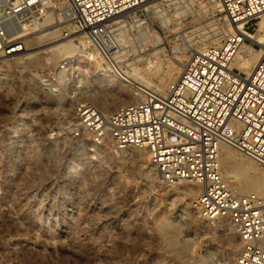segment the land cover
<instances>
[{"label":"rangeland","instance_id":"374dc122","mask_svg":"<svg viewBox=\"0 0 264 264\" xmlns=\"http://www.w3.org/2000/svg\"><path fill=\"white\" fill-rule=\"evenodd\" d=\"M214 2L153 0L133 11V37L127 29L123 43L133 53V68L150 79L149 86L160 90L159 81L169 71L179 69L174 72L177 78L194 50L218 41L212 34L220 31L225 15ZM140 27H146L151 37L140 38L136 34ZM56 38L55 33L51 40ZM39 40L38 49L53 44ZM0 60V264H232L237 260L236 231L229 244L225 225L207 222L191 208L196 196L180 193L179 185L162 183L156 171L146 175L145 149L128 147L113 153L99 148L103 157L99 160L86 141L51 137L62 123L57 103L64 97L57 98L65 96V90L79 87L78 97L88 99L92 92L105 90L97 79L98 64L80 57L70 76L49 87L40 77L59 61L22 69L17 63L21 60ZM133 79L143 83L136 75ZM53 87L60 90L54 92ZM229 148L249 168V177L264 178V168ZM136 153H141L138 159ZM140 165L141 173L131 174L130 169ZM227 178L239 192H252L241 191L239 179ZM168 235L185 240L187 250L177 253L168 248Z\"/></svg>","mask_w":264,"mask_h":264},{"label":"built area","instance_id":"2783aa9c","mask_svg":"<svg viewBox=\"0 0 264 264\" xmlns=\"http://www.w3.org/2000/svg\"><path fill=\"white\" fill-rule=\"evenodd\" d=\"M148 1L0 0V57L21 56L28 27L53 13L55 33L79 52L59 61L41 81L58 86L78 66V57L90 60L84 53H95L100 65L134 89L138 99L104 113L74 93L79 87L65 90L72 114L60 117L51 137L86 141L90 151L146 149L162 183L189 181L200 188L191 208L202 219L229 220L239 237V264H264V193L239 192L220 165L221 146L228 145L264 168V50L249 74L231 64L264 15V0H217L225 15L221 36L194 50L165 91L133 83V53L120 39L129 33L133 37V11ZM147 31L140 27L136 34L144 38ZM61 106L57 103L58 113Z\"/></svg>","mask_w":264,"mask_h":264},{"label":"bare ground","instance_id":"6f19581e","mask_svg":"<svg viewBox=\"0 0 264 264\" xmlns=\"http://www.w3.org/2000/svg\"><path fill=\"white\" fill-rule=\"evenodd\" d=\"M153 0H150L148 2H151ZM214 1V0H212ZM147 2V3H148ZM216 6L219 7L218 1L215 0ZM146 4V3H145ZM161 4V3H160ZM144 5V4H143ZM222 10V9H220ZM54 21V14L51 12H48L44 14L39 21L36 23L35 26L28 27V35L29 37L27 40V50L21 55L17 56L16 60H21L17 62L20 64L22 69L29 68V67H45L48 64H55L58 62L61 58H65L71 53H74L75 51H78V48L76 44H74L71 41H68L66 39H61L59 42H56L58 39H53L55 37V32L58 31V28H53V25H51ZM223 31L220 29V31L213 32L212 36H217L216 39H218L221 36V33ZM57 34V33H56ZM150 32H145L144 38H149L151 36ZM47 41L46 43H53L50 44L49 47L46 45V48L38 49L42 45H36L38 40ZM60 39V38H59ZM125 39V38H120ZM39 40V41H40ZM43 44V43H41ZM36 49V50H34ZM34 50V51H33ZM264 50V15L261 16V18L257 21V27L255 29V33H251L250 36L247 37V40L241 45L238 53L234 57L232 61V66L239 69L244 74H249L251 69L253 68L255 62L259 58L260 54ZM85 56L93 62L98 64L99 66L96 68V70L99 72L97 79L102 84V86L105 87V90L102 92H92L91 93V101L100 108V110L104 113H109L113 108H115L116 104H127L137 101L138 96L135 93L134 89L132 90L129 85L123 83L122 81L112 77L111 74H109L101 65L100 61L95 53H84ZM79 59V57H78ZM77 59L76 63L79 66V60ZM4 60V59H3ZM3 60H0L2 62ZM150 63V61H148ZM147 62V64H148ZM157 63V62H156ZM161 65V64H160ZM167 65V64H165ZM139 66V65H138ZM148 66V65H147ZM77 67V66H76ZM148 67H153L154 69H157L158 67L153 64H149ZM157 67V68H156ZM145 68V67H144ZM161 68V67H159ZM158 68V69H159ZM134 69V68H133ZM141 69V68H140ZM163 69V68H162ZM175 69V68H174ZM153 70L150 71V73ZM157 71V70H155ZM160 71V70H159ZM145 72V70H144ZM143 72V73H144ZM174 72H179V69H175L174 71H169L165 77H162L159 81V87L162 91L164 88L169 86V82H172L174 79ZM133 75L138 76L144 84L149 85L151 82L147 79L144 75H140L136 69L133 70ZM155 73V72H154ZM140 76H139V75ZM147 74V73H146ZM158 74V72H157ZM151 75V74H150ZM122 82L124 85L116 83L115 80ZM80 80V79H79ZM133 79V83H134ZM126 85V86H125ZM156 86V85H155ZM157 87V86H156ZM80 90V89H79ZM83 90V93H88L89 91L85 88H81ZM74 93H80L77 92V89L73 90ZM164 91V90H163ZM82 95V94H81ZM64 97V102H58V104H61L64 108L60 109L59 114H61V117L68 118L72 114V103L69 100L71 99V95L69 93H66L65 96H60L57 99L60 100ZM66 105V106H65ZM65 114V116L63 115ZM67 114H70L69 116H66ZM143 149L144 148H140ZM146 150V149H145ZM97 155L99 156V160H103V157L99 155V149L97 148ZM95 151V152H96ZM147 151V150H146ZM142 152V151H141ZM101 154V153H100ZM105 154V153H104ZM148 154V153H147ZM134 155V154H133ZM132 155V156H133ZM141 156V153H136L135 157L138 159ZM105 160V158H104ZM220 165H221V173L223 177L227 178V176L231 175L232 178H235L237 181L238 179V187L241 191H252L257 193H264V178L260 179H253L248 176L249 168L245 166L241 161L237 159L235 154L230 150L228 145H222L220 149ZM131 174H139L141 173V165L137 167V169L133 168L130 169ZM146 175L153 174L155 172L154 168L148 164L146 167V171H144ZM189 182V181H186ZM186 182H181L177 185L181 188L179 191L180 193H183L186 196H197L199 195L200 188L194 186V185H187ZM219 227L222 225H225L228 229L227 233V239L229 244H232L235 240L236 233L235 228L232 226V224L229 222L227 218L221 219L218 221ZM224 234V233H223ZM186 241H179L176 237L173 235H168L166 238V244L167 247L171 250L176 251L177 253H183L185 250H187V244ZM238 245V244H237ZM236 245L234 244V247ZM232 264H239L238 261H234Z\"/></svg>","mask_w":264,"mask_h":264}]
</instances>
